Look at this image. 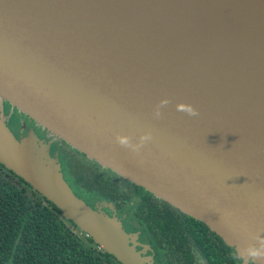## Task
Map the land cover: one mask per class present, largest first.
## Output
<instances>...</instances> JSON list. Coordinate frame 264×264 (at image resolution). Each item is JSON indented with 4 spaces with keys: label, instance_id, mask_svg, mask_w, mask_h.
Instances as JSON below:
<instances>
[{
    "label": "water",
    "instance_id": "95a60500",
    "mask_svg": "<svg viewBox=\"0 0 264 264\" xmlns=\"http://www.w3.org/2000/svg\"><path fill=\"white\" fill-rule=\"evenodd\" d=\"M0 99L264 264L245 253L264 236V0H0ZM20 147L0 120V164L120 264H147Z\"/></svg>",
    "mask_w": 264,
    "mask_h": 264
},
{
    "label": "trees",
    "instance_id": "16d2710c",
    "mask_svg": "<svg viewBox=\"0 0 264 264\" xmlns=\"http://www.w3.org/2000/svg\"><path fill=\"white\" fill-rule=\"evenodd\" d=\"M70 165L85 190L110 201L119 200L123 206L134 198L131 186L143 191L146 195L136 202L140 220L151 235L157 236L159 245L167 242L173 250L180 249L181 258L187 260L190 250L197 249L207 264H237L229 255L236 249L224 244L204 223L182 214L144 188L119 180L96 163ZM4 171L10 170L0 164V264H115L111 255L96 250L91 238L83 244L72 236L75 230L66 225L53 203L31 196L25 181L12 171L4 175Z\"/></svg>",
    "mask_w": 264,
    "mask_h": 264
},
{
    "label": "flooded vegetation",
    "instance_id": "af4514ba",
    "mask_svg": "<svg viewBox=\"0 0 264 264\" xmlns=\"http://www.w3.org/2000/svg\"><path fill=\"white\" fill-rule=\"evenodd\" d=\"M0 108H2L7 113L12 111L11 115L9 114L11 117V121L13 122V125H11L12 129L16 128L15 126H17V127L20 126V128L23 127L27 130L29 128H31L36 132L35 135H38L40 139H43V140L47 139L48 141L51 140L53 142L52 147L50 148L51 153L53 155L55 154V156H58L59 160H61V168H62L64 177L67 180V182H69L72 189H76L79 192H85L87 194L92 193V192L85 190V188L82 187L76 181L74 170L71 168V165L69 163H67V161H66L68 158V155H69L68 151L69 150L75 151V149H73L70 145H68L67 143H65L64 141L59 139L58 137L54 136L47 129L41 127L38 123H36L34 120L29 118L25 114L19 112L17 109H14V107H12L8 102L0 99ZM80 154H82V153H80ZM82 155L85 156L84 154H82ZM90 162H93V161H90ZM93 163H95V162H93ZM108 172H110V171H108ZM8 173H10V171H4L3 172L4 175H6ZM115 176L119 180H124V181L128 182L129 185L132 184L134 186H137V185H135V184L123 179V178H120L117 175H115ZM17 177H15V178L18 179ZM25 189L31 196H34L36 199H42L43 198L29 184H27V186L25 185ZM129 189H133L135 191L134 192V198H133V200L135 199V201L132 200L130 202H127L129 204L128 206L121 205V201H119V200H116L114 202V201H110L108 199L102 198L99 193L94 192L92 194H95L98 197L100 196V199H98L99 201H102V200L108 201L107 204H105L103 206V208L110 209V210H113L115 212L116 217L122 221L126 231H128L129 233H132L137 238L136 239L137 248L142 252V254L145 257H150L151 260L154 262V264H207V261L203 260V255L197 249H191L190 250V252L188 254H190L191 256H189V258L187 260L185 257L181 258V255L183 253L180 251V249L177 251L173 250L168 245L167 242H165L163 245H159L157 242V240H158L157 236L151 235L147 231V229L143 225V223H141V220H140V218H141L139 216L140 211L138 209L136 202H137V200L140 201L146 194L143 191L140 192L138 189H135L133 186H131ZM33 191H35V192H33ZM145 191L148 192L147 190H145ZM148 193H150V192H148ZM157 199H159V198H157ZM159 200H161V199H159ZM99 201L96 200L94 203H97ZM161 201H163V200H161ZM91 202L93 203V201H91ZM182 214H184V213H182ZM62 219L66 223L67 226H70L72 229L75 230V233L72 232L71 235L73 236V234H74L76 237H78V240H80L81 243L85 244V240L89 239L88 235L83 233V232H78L79 230L77 228H76L77 230L75 229L74 226H76V225L73 226L72 221H69L68 219H66L64 217ZM136 227H138V228H136ZM87 244H88V242H87ZM224 244H226V243L224 242ZM226 245L229 246L228 244H226ZM95 248H97L96 250L98 252H102V253L104 252L98 245ZM223 253H224V257L229 259L226 251H224ZM229 255L231 258L234 257V259H236L237 264H255L252 260H246L245 258L241 257L237 251H236V253H229ZM112 260L115 262V264H120L113 257H112Z\"/></svg>",
    "mask_w": 264,
    "mask_h": 264
},
{
    "label": "rangeland",
    "instance_id": "374dc122",
    "mask_svg": "<svg viewBox=\"0 0 264 264\" xmlns=\"http://www.w3.org/2000/svg\"><path fill=\"white\" fill-rule=\"evenodd\" d=\"M11 113H12V111L7 113L4 110L0 109V120H1L2 124L4 125V128L9 132V134L12 136V138L15 141H17L18 143H20V145H21L20 148L23 151H27L30 154L32 152L38 158L41 157L43 159H47L50 162L54 159L53 162H55L56 165L58 164L61 167V160H59L58 156H55V154L53 155L51 153L50 148L52 147L53 142L51 140L48 141L47 139H44V140L40 139L38 135H35L36 132L31 128H29L27 130L23 127L20 128V126H18V127L15 126L16 128L12 129L11 125H13V122L11 121V117H10ZM69 151H68L69 155H68V158L66 160L67 163H69V164H73V163L85 164V163L90 162V160L88 158H86L85 156H83L82 154H80V152H78L76 150L75 151L69 150ZM61 172L63 174L62 168H61ZM63 177H64V174H63ZM64 179H65V177H64ZM65 181L69 185V187L71 188L73 193L79 198V200L86 203L87 207L90 208L91 211H93L94 213H97V214L98 213L101 214V216H103L107 220L118 219L113 210L103 208V206L105 204H107L108 201H104V200L99 201L98 199H100V196L98 197L97 195L92 194V193L87 194L85 192H79L76 189H72L69 182H67L66 179H65ZM96 200L99 202L94 203ZM91 201H93V203ZM119 221L121 222L122 227L125 230V232L129 235L128 240L130 242V245L137 248V243H136L137 238L132 233H129L128 231H126L122 221L121 220H119ZM136 228H138V227H136ZM78 232H81V231L79 230ZM138 251H140V250L138 249ZM104 253H106V252L104 251ZM141 255L147 264H151L153 262L150 257H145L142 254V252H141ZM152 264H154V262Z\"/></svg>",
    "mask_w": 264,
    "mask_h": 264
},
{
    "label": "clouds",
    "instance_id": "9594fccd",
    "mask_svg": "<svg viewBox=\"0 0 264 264\" xmlns=\"http://www.w3.org/2000/svg\"><path fill=\"white\" fill-rule=\"evenodd\" d=\"M181 111H186L189 115L191 116H197L199 113L196 109H193L191 107H183L181 106L180 109ZM119 143L121 145H128L129 141L126 137H119ZM259 243L257 244H250L246 249L245 253L247 257L249 258H264V236H257L255 238Z\"/></svg>",
    "mask_w": 264,
    "mask_h": 264
}]
</instances>
